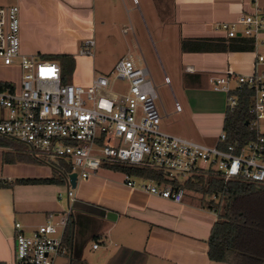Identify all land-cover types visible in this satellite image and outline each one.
<instances>
[{"label":"built area","instance_id":"built-area-1","mask_svg":"<svg viewBox=\"0 0 264 264\" xmlns=\"http://www.w3.org/2000/svg\"><path fill=\"white\" fill-rule=\"evenodd\" d=\"M253 12L240 13L233 21L218 23L226 38L245 37L255 54L252 72L236 74L227 70L209 78L214 91L226 93L225 110L236 105L234 91L248 89V124L255 137L229 142L223 125L213 144L173 135L160 129L156 106L157 87L142 56L126 54L113 65L112 78L95 75L86 86L62 83L59 63L38 53H23L20 20L16 5L0 6V71L8 69L19 79H0V136L24 145V153L50 165L66 164L65 193L73 200L70 173L86 179L101 167H143L163 173L169 181L138 178L131 188L173 201H181L182 187L170 181L179 175H207L224 182L239 181L264 185V15L258 0H248ZM94 41L85 39L80 54L91 55ZM185 72L193 73L191 67ZM15 79V80H14ZM116 80L127 90L112 89ZM169 83L168 77L163 78ZM236 86L231 88L230 82ZM175 111L181 105L174 100ZM224 124V122H223ZM186 177V178H187ZM72 223L70 206L61 213H48L44 222L25 229L14 222L12 264H54L70 256L66 242ZM97 243L93 244V248Z\"/></svg>","mask_w":264,"mask_h":264},{"label":"crops","instance_id":"crops-1","mask_svg":"<svg viewBox=\"0 0 264 264\" xmlns=\"http://www.w3.org/2000/svg\"><path fill=\"white\" fill-rule=\"evenodd\" d=\"M13 1L11 5L18 7L23 53L72 55L71 80L82 86L88 85L99 71L108 69L97 64L93 53L80 54L79 47L85 39L96 44L98 7H102L106 18H112L110 0ZM132 1L139 5V0ZM145 3L147 12L150 9L156 15L157 29L173 41L181 72L191 77L190 81L202 77L209 81L227 70L236 74L252 72L255 54L251 49L181 50V42L185 40L228 41L216 27L220 22L235 20L240 13L253 12L248 0H145ZM257 4L264 15V0H258ZM102 29L110 33L112 22L103 23ZM258 51L264 54V45ZM185 67H191L194 72H185ZM224 117L225 110L220 113L218 109L192 116L195 125L208 124L218 133ZM15 152L24 153V150L0 146L1 182L47 178L57 171L43 162L3 160L4 153ZM133 177L130 180L137 183L138 178ZM65 185L15 183L0 187V264L13 263L14 222L29 229L44 222L48 213H61L68 206L72 209L70 256L57 258L54 264H227L211 260L207 255L216 212L198 202L188 190L178 202L161 198L131 188L123 173L105 167L86 179L76 180L72 201L64 195Z\"/></svg>","mask_w":264,"mask_h":264},{"label":"trees","instance_id":"trees-1","mask_svg":"<svg viewBox=\"0 0 264 264\" xmlns=\"http://www.w3.org/2000/svg\"><path fill=\"white\" fill-rule=\"evenodd\" d=\"M253 50L252 41L245 37H235L228 41L218 40H185L181 42L182 51L208 52V51H232ZM44 56V55H43ZM44 57L58 61L62 69V83L70 82V76L74 70V58L70 54H50ZM236 105L232 110H225L223 130L229 142L246 141L255 137V130L250 124L248 112L250 105V91L241 89L234 91ZM0 146H9L7 141L0 137ZM6 162L23 161L39 162V160L22 153H4ZM57 171L47 178H20L10 182H1L0 187L20 184H58L65 183L64 175L69 171L66 164L53 165ZM108 169L119 171L137 178L154 179L157 182L169 180L162 172L129 166H112ZM61 173V174H60ZM63 174V175H62ZM170 183L174 187H182L188 191H197L204 195L219 197L223 202L221 212L213 209L217 214V220L212 225L208 239L207 255L211 260L222 261L227 264H264V185L239 181L224 182L212 177L189 176L184 180L172 179ZM72 223L68 225L65 239L71 241ZM73 261V259H72ZM71 261V262H72ZM76 263H80L75 260Z\"/></svg>","mask_w":264,"mask_h":264},{"label":"rangeland","instance_id":"rangeland-1","mask_svg":"<svg viewBox=\"0 0 264 264\" xmlns=\"http://www.w3.org/2000/svg\"><path fill=\"white\" fill-rule=\"evenodd\" d=\"M110 2L112 3V10H114L112 18H106L107 14L103 15L101 6L98 7L100 14L96 16L98 27L95 35L96 44L93 45L92 53L95 55L97 64L103 68H108L104 72L99 71L98 74L111 79L112 74H110V71L117 59L122 58L128 52L142 56L159 95L156 106L161 116L160 129L173 135L213 144L218 135V130L209 127L208 124L205 127L195 125L192 116L194 113L204 114L208 110L216 109L223 113L226 106V93L214 91L205 77L192 82L190 81L191 77L181 72V65L175 54L174 43L171 38H166L167 33L157 29L155 24L156 15L150 9V12H147L145 0H139L138 6L133 4L132 0H110ZM13 3V0H0V6ZM105 22H112L110 33L102 29V24L105 25ZM165 76H168L170 84L164 82L163 78ZM13 78L19 79L17 73L8 69L0 71V79ZM71 78L72 74L70 82H72ZM230 86L234 88L236 86L235 81H231ZM112 89L125 92L127 83L116 80L112 85ZM175 99L181 105L182 110L180 112H174L173 103ZM3 138L9 146L25 150L21 142L7 137ZM195 176L209 178L207 175ZM186 177L179 175L180 180H184ZM189 192L201 204L211 205V207L221 212L223 202H219V197L204 195L194 190ZM64 195L66 196V194Z\"/></svg>","mask_w":264,"mask_h":264},{"label":"water","instance_id":"water-1","mask_svg":"<svg viewBox=\"0 0 264 264\" xmlns=\"http://www.w3.org/2000/svg\"><path fill=\"white\" fill-rule=\"evenodd\" d=\"M245 124H248V123L246 122ZM64 178H66L65 175H64ZM67 178H68V181H69V184H70L71 188H74L75 185H76V174L74 172L70 173Z\"/></svg>","mask_w":264,"mask_h":264}]
</instances>
